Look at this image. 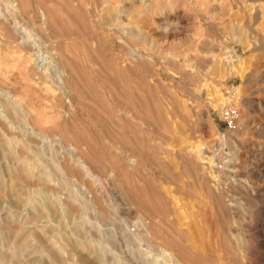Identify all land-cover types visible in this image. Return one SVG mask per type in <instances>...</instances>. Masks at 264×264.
<instances>
[{"label":"rangeland","instance_id":"1","mask_svg":"<svg viewBox=\"0 0 264 264\" xmlns=\"http://www.w3.org/2000/svg\"><path fill=\"white\" fill-rule=\"evenodd\" d=\"M41 1L52 4V40L80 94L65 109L68 97L52 100L43 82L13 67L10 51L0 52V86L31 103L46 133L33 139L23 105L0 95V117L14 133L0 131V264H175L159 245L184 264H264V0H104L102 12L91 0ZM33 53L44 66L46 53ZM224 103L238 110L234 130ZM77 146L96 182L64 172ZM231 157L239 187L213 179L229 178Z\"/></svg>","mask_w":264,"mask_h":264},{"label":"bare ground","instance_id":"2","mask_svg":"<svg viewBox=\"0 0 264 264\" xmlns=\"http://www.w3.org/2000/svg\"><path fill=\"white\" fill-rule=\"evenodd\" d=\"M33 1V0H32ZM81 1H85V0H81ZM88 1V0H87ZM92 3L94 4L93 7L95 6L97 9H98V12H102V9H103V1L104 0H91ZM106 1V0H105ZM47 2V1H46ZM63 2V1H62ZM36 3V2H35ZM67 3V1H66ZM70 2L68 1V4ZM75 3V2H74ZM198 4H200L201 6H209V7H212L213 5H210V1L209 0H197ZM106 5V4H105ZM104 5V6H105ZM82 6V5H80ZM86 6V5H85ZM63 7V6H62ZM77 7V6H76ZM163 7V6H162ZM66 8V7H64ZM83 8V6H82ZM119 8V7H118ZM90 9H94V8H91ZM147 9V8H146ZM145 9V10H146ZM67 10V9H65ZM91 10V11H92ZM95 10V9H94ZM159 10L158 7H154L152 10H151V14H155L157 11ZM160 12H164V10H160ZM214 12V11H213ZM146 13V12H145ZM165 13V12H164ZM217 12H214L213 14H216ZM118 14V13H117ZM141 14V13H140ZM96 15V14H95ZM84 16V15H83ZM74 17V16H73ZM87 18V17H86ZM101 18V17H100ZM69 21V19H68ZM88 21V20H86ZM96 21V20H95ZM152 21V20H151ZM52 22H53V7H52V4L51 3H42L41 0H38L37 1V4H34L32 3L30 0H0V52L3 51V48H6L7 51H10L8 52L7 54L10 53V58L12 59L13 61V67L14 68H21L26 74L28 75H32L34 78H37L39 81L43 82L45 85H46V91L49 95V98H51L52 100H65V97H68L69 98V102H68V105L67 103H64V107L66 109V107L68 109H71L72 110V106H73V103L74 101H76V98L79 96L80 93H77L76 91V87H77V82L79 79H77L78 77H76L75 73H74V70L68 66L67 64V57L66 55L60 51L59 47L55 44V42L52 40ZM55 22V21H54ZM70 23V21H69ZM97 23V22H96ZM122 23V22H121ZM118 22V24H121ZM75 26V25H74ZM122 26V25H120ZM127 26V25H126ZM67 26H65L66 28ZM167 27V26H166ZM140 29H142V27H139ZM137 29V28H136ZM144 29V28H143ZM55 30V29H54ZM53 30V31H54ZM147 31V30H146ZM55 33H56V30H55ZM55 36V34H54ZM57 36V35H56ZM55 36V37H56ZM138 46V45H136ZM35 48H40L41 50H43L45 53H46V57H47V62L44 66H39L37 65V62L36 60L34 59L35 57V54L33 53V51L35 50ZM138 50V49H137ZM71 53V52H69ZM6 54V52H5ZM140 56V55H138ZM163 56V55H162ZM8 57V56H7ZM43 57V56H42ZM98 57V56H97ZM142 57V56H141ZM9 58V57H8ZM140 58V57H139ZM219 58V57H218ZM217 58V59H218ZM3 59V58H2ZM147 59V58H146ZM11 61V60H10ZM9 61V62H10ZM40 61V60H39ZM221 61V60H220ZM242 61V60H241ZM240 61V62H241ZM168 62V61H167ZM218 63V62H217ZM242 63H244L242 61ZM3 64L2 60H0V75L1 76H4L5 73L2 72L1 70V65ZM219 64V63H218ZM9 65V64H8ZM102 65V64H101ZM104 65V64H103ZM3 66V65H2ZM79 68V66H76ZM105 67V66H104ZM11 69V68H10ZM103 69V68H102ZM106 69V68H105ZM108 69V68H107ZM54 70L57 72L58 76L56 75V77H59V81L60 83L56 86L55 83H53L54 81H56L54 78V81L52 82L53 84L49 83V79L51 78L52 79V74H51V71ZM113 70V69H112ZM84 71V70H83ZM107 71V70H106ZM105 72V71H104ZM85 73V72H84ZM112 73V72H111ZM83 74V73H82ZM105 74V73H104ZM103 74V75H104ZM7 75V74H6ZM80 75V74H79ZM84 75V74H83ZM55 77V76H54ZM108 77V76H107ZM109 78V77H108ZM112 78V77H111ZM50 79V80H51ZM87 79V78H86ZM81 81V80H80ZM79 81V82H80ZM114 81V79H113ZM84 83V82H83ZM114 84V83H113ZM79 85V84H78ZM118 85V84H117ZM82 87V86H81ZM0 95L4 98V97H7V98H4L5 100L6 99H10L11 101L14 102H18V103H21L23 106L22 109H24L23 112H25L26 114V119H28L31 124L33 125L32 126V129H33V132L32 134L34 136H31L32 138L34 137H37V136H40L43 135V131L42 129L40 128V119L36 113V110H34L32 107H31V103L28 102L27 100H25L24 98L22 97H19L18 94L14 93L13 91L11 90H6L4 88H2L0 86ZM82 89V88H81ZM102 90V89H101ZM242 90V88H241ZM60 91V92H58ZM80 91V90H79ZM82 92V91H80ZM85 92V91H84ZM240 92V91H239ZM242 93V92H241ZM84 94V93H83ZM82 94V95H83ZM116 94H117V91H116ZM81 97V96H80ZM101 97V96H100ZM119 97V96H118ZM237 97V96H236ZM1 98V97H0ZM120 99V98H119ZM9 100V101H10ZM107 100V99H106ZM223 100V99H222ZM231 100V99H230ZM8 100H6L7 102ZM78 101V99H77ZM80 101V100H79ZM234 101V100H233ZM223 102V101H222ZM4 103V102H3ZM130 103V102H129ZM127 103V104H129ZM177 103V102H176ZM213 103H215L217 106H218V101H213ZM5 104V103H4ZM8 104V103H7ZM225 104V103H224ZM15 105V104H14ZM131 105V103H130ZM222 105V104H221ZM104 106V105H103ZM85 107V106H84ZM105 107V106H104ZM103 107V108H104ZM179 107V106H178ZM132 108V107H131ZM61 109V108H60ZM15 110V109H14ZM122 110V109H121ZM12 111V110H11ZM100 111V110H99ZM3 112V111H1ZM13 112V111H12ZM65 111H62L61 110V113L64 114ZM72 112V111H71ZM67 113L69 114L70 111L67 110ZM67 114V115H68ZM208 114V113H207ZM103 115V114H102ZM113 115V114H112ZM105 116V115H104ZM66 117V116H65ZM119 117V116H118ZM207 118V117H206ZM7 119L6 117H0V131L2 133H7V134H14L12 133L13 130H11L9 128L10 125H8V122H7ZM62 119V118H61ZM110 119L112 120V118H109L108 121H110ZM183 119H188L187 117H183ZM48 121V120H47ZM63 121V120H62ZM119 122L121 120H118ZM243 121V120H242ZM11 122V120H10ZM113 121H111V124H114L112 123ZM185 122V121H184ZM188 123V122H187ZM62 124V123H61ZM64 124V123H63ZM62 124V125H63ZM133 124V123H132ZM161 124V122L159 123ZM191 124V123H190ZM48 125V124H47ZM66 125V124H65ZM108 125V124H107ZM192 125V124H191ZM55 126V125H54ZM113 126V125H112ZM115 126V124H114ZM193 126V125H192ZM69 127V126H68ZM76 127V126H74ZM122 127V126H121ZM14 128V127H13ZM18 128V127H17ZM119 128V127H118ZM49 129V127H48ZM117 129V128H116ZM16 130V129H15ZM55 130V129H54ZM111 131H113L112 129H110ZM119 130V129H118ZM123 131V129H120ZM45 131V130H44ZM23 132V131H22ZM21 132V133H22ZM46 132V131H45ZM58 132V131H57ZM70 132V131H69ZM66 128H64V138H60L58 139V141H60L61 143H66V139L65 137L68 135L69 133ZM124 132V131H123ZM19 133V132H17ZM16 133V134H17ZM114 133V132H113ZM165 133V132H164ZM46 134V133H45ZM44 134V135H45ZM107 134V133H106ZM112 134V133H111ZM18 135V134H17ZM43 135V136H44ZM61 135V133H60ZM71 135V133H70ZM115 135V134H113ZM133 135H134V132H133ZM166 135V134H165ZM165 135H163V137H166ZM63 136V135H61ZM109 136V135H108ZM111 136V135H110ZM116 136V135H115ZM170 136V135H169ZM45 137V136H44ZM69 137V135H68ZM33 138V139H34ZM70 138V137H69ZM74 138V137H73ZM118 140H119V136L117 137ZM169 138V137H168ZM171 138V137H170ZM113 140H115V138H112ZM57 141V139H55ZM71 140V139H69ZM121 140H123L121 138ZM130 140V139H129ZM134 141V139H133ZM115 142H117V140H115ZM122 142V141H121ZM119 143V142H117ZM120 145L122 143H119ZM166 144V143H165ZM82 145V144H80ZM60 146V145H59ZM73 146V145H72ZM123 146V144H122ZM193 148L196 150V152H200V153H205L202 152V145H200L199 143H193L192 144ZM224 146V145H223ZM66 147V146H65ZM125 147V145H124ZM131 147V146H130ZM134 147V146H133ZM75 148V147H74ZM191 148V147H190ZM128 149V147H127ZM136 149V148H134ZM208 149V148H207ZM206 149V150H207ZM75 150V149H74ZM131 150V149H130ZM167 150V149H166ZM169 150V149H168ZM190 150V149H188ZM192 150V149H191ZM103 151V150H102ZM126 151V150H125ZM129 151V150H128ZM184 151V150H183ZM184 152H187V151H184ZM183 152V153H184ZM189 152V151H188ZM76 153L77 155H75V158H71L70 160H66L63 164V170L64 172L67 174V176L69 175V177L72 179V178H75V174L79 173L81 170L82 172L84 171V174L87 176H89V178L91 177L94 182L95 179H97V177H95V173L93 172V168L92 166L94 165H90V161L91 159L89 160L88 157H86L81 151H80V148L77 146V149H76ZM127 153V152H126ZM125 153V154H126ZM129 153V152H128ZM140 153V152H139ZM138 153V154H139ZM161 153V151H160ZM210 153V152H209ZM23 154V152L21 153ZM101 154V153H100ZM121 154V153H120ZM174 154V153H173ZM73 155V154H72ZM128 155V154H127ZM133 155V154H131ZM199 155V154H198ZM203 155V154H201ZM211 155V154H210ZM212 155H213V152H212ZM105 156V155H104ZM110 156V155H109ZM186 156V155H185ZM221 156V155H220ZM71 157V156H70ZM74 157V155L72 156ZM119 157V156H118ZM189 157V156H188ZM199 157V156H198ZM110 158V157H109ZM121 158V157H120ZM135 158V157H134ZM156 158V157H155ZM181 157H179L180 159ZM183 158V157H182ZM201 158V157H200ZM203 158V156H202ZM204 158H208V162L207 164H209V167L210 169H214L217 172H219L217 169H215L213 167V162L211 161L212 159H214V157H204ZM66 159V158H64ZM189 159V158H188ZM220 159L219 157L217 158V160ZM117 160V159H116ZM128 160H129V163H131V165H135L134 162L137 160V159H133V156H130L128 155ZM201 160V159H200ZM224 160V159H223ZM241 160V159H240ZM60 161V160H59ZM123 161V160H122ZM183 161V160H182ZM188 161V160H187ZM226 161V160H225ZM92 162V161H91ZM118 162H121V161H118ZM137 162V161H136ZM135 162V163H136ZM191 162V161H190ZM212 162V163H211ZM227 162V161H226ZM60 163V162H59ZM62 163V162H61ZM241 163H244V162H241ZM92 164V163H91ZM107 164V162L105 163ZM187 164V162H186ZM192 164V163H191ZM222 164V163H221ZM224 164V162H223ZM227 164V163H226ZM114 165V164H113ZM123 165V164H122ZM240 163L239 161H237V158H234V157H231L230 159V162L228 163V165H226L227 167V174L228 172H231V173H236L237 169L236 167L239 166ZM62 166V165H61ZM60 166V167H61ZM140 167V165H139ZM167 167V166H166ZM225 167V166H224ZM223 167V169H224ZM102 168V167H101ZM121 168V166H120ZM172 168V167H171ZM169 168V169H171ZM184 168V167H183ZM208 168V169H209ZM225 168V169H226ZM105 169V168H104ZM114 169V171L116 170V168H112ZM205 169V167H204ZM239 169V168H238ZM241 169V168H240ZM120 170V169H119ZM125 170V168H124ZM136 170V169H135ZM184 170V169H183ZM242 170V169H241ZM105 171V170H104ZM170 171V170H169ZM186 171V170H185ZM183 171V172H185ZM188 171V170H187ZM194 171V170H193ZM207 171V170H206ZM223 171V170H222ZM225 171V170H224ZM239 171V170H238ZM96 172V171H95ZM111 172V171H110ZM136 172V171H135ZM191 172V171H190ZM203 172V171H202ZM208 172V171H207ZM210 172V171H209ZM208 172V173H209ZM123 173V174H122ZM121 174L124 176V172H122ZM127 173V171H126ZM171 173V172H169ZM186 173V172H185ZM199 173V172H198ZM197 173V174H198ZM112 174V173H111ZM190 174V173H189ZM189 174L187 176H189ZM237 174V173H236ZM78 175V174H77ZM129 175V173H128ZM127 175V176H128ZM137 175V174H136ZM176 175V174H175ZM214 175V174H213ZM126 176V177H127ZM179 176V174H177V177ZM197 176V175H196ZM202 176V175H201ZM99 177V175H98ZM173 177V176H171ZM228 179L227 177H225V179L221 178L220 175H217L216 177L214 176L213 179L214 181L216 180L217 181V184H219L221 186L223 182V180L226 182L228 181L227 183V186L229 187H239V185H243L242 183L245 182L243 180H237V179H232V175L228 174ZM130 178V177H128ZM136 178V177H135ZM180 178V177H179ZM197 178V182H198V177H195ZM76 179V178H75ZM108 179V178H107ZM110 179V177H109ZM132 179V178H131ZM134 179V178H133ZM122 180V179H121ZM125 180V179H124ZM129 180V179H127ZM127 183L128 184V182ZM135 180V179H134ZM172 180V178H171ZM175 181V180H174ZM173 181V182H174ZM180 181V180H179ZM77 182V181H76ZM88 182V180H87ZM110 182V181H108ZM136 182V181H135ZM177 183V182H176ZM179 183V182H178ZM181 183V181H180ZM213 183V182H212ZM248 183V182H247ZM117 184V183H116ZM122 184V183H121ZM182 184V183H181ZM200 184V183H199ZM206 184V182H205ZM79 185V184H78ZM85 185V184H84ZM107 185V184H106ZM176 185V184H175ZM216 185V184H215ZM82 186V183L81 185ZM86 186V185H85ZM92 186V185H91ZM90 186V187H91ZM95 186V185H94ZM132 186H135V185H132ZM181 186V185H180ZM195 186V185H194ZM83 187V186H82ZM102 188V187H101ZM134 188V187H133ZM141 188V187H140ZM174 188V187H173ZM217 188V187H216ZM221 188V187H220ZM227 188V187H226ZM246 188V187H244ZM92 189V191H91ZM97 189V188H96ZM113 189V188H112ZM111 189V190H112ZM136 189V188H135ZM144 189V188H143ZM188 189L190 190V188L188 187ZM235 189V188H234ZM247 189V188H246ZM85 190V189H84ZM87 190V189H86ZM85 190V191H86ZM100 190V189H99ZM137 190V189H136ZM176 190V189H175ZM179 190V189H178ZM221 190V189H220ZM227 190V189H226ZM253 190V189H252ZM89 191V190H88ZM180 191V190H179ZM188 191V190H187ZM201 191V190H200ZM93 192L94 193V187H91L90 188V193ZM96 192V191H95ZM102 192V191H101ZM109 192V191H108ZM191 192V191H190ZM197 192V191H196ZM217 192V191H216ZM226 192V191H225ZM259 192V191H258ZM87 193V192H86ZM99 193V192H98ZM105 193V192H104ZM194 193V192H193ZM223 193V192H222ZM227 193V192H226ZM229 193V192H228ZM196 194V193H195ZM94 195V194H93ZM103 195V194H102ZM128 195V194H127ZM92 196V195H91ZM90 196V197H91ZM194 196V195H193ZM71 196H69L68 198H70ZM94 197V196H93ZM121 197V196H120ZM149 197V196H148ZM220 197V196H219ZM174 198V197H173ZM95 203L97 202V204H101V206L103 207V202L101 203V199L99 200L98 197L95 195ZM180 199V197H179ZM246 199V198H245ZM73 200V199H71ZM139 200V199H138ZM155 200H158L155 198ZM175 200V199H174ZM217 200V198H216ZM146 201V200H145ZM144 201V202H145ZM178 201V200H176ZM75 202V201H74ZM140 202V201H139ZM148 202V206L149 202ZM70 203V202H69ZM78 203V206H79V202ZM76 203V205H77ZM179 203V202H178ZM178 203H176V205H178ZM126 205V203H125ZM167 205V204H166ZM172 205V203H171ZM96 206V205H95ZM147 205L145 207H148ZM152 206H153V203H152ZM112 207V205H111ZM134 207V206H133ZM151 207V206H150ZM178 207V206H177ZM77 208V207H76ZM154 208V206H153ZM80 209V208H79ZM135 209V208H133ZM102 210V209H101ZM76 211V210H75ZM79 211V210H78ZM154 211V210H153ZM134 212V211H133ZM76 213V212H75ZM129 213V212H128ZM165 214V213H164ZM172 214V213H171ZM147 215V214H146ZM131 216V215H130ZM172 216V215H171ZM175 215H173L174 217ZM106 217V216H105ZM134 218V217H133ZM141 218V217H140ZM210 219V217H209ZM177 220L179 221V219L177 218ZM221 220V219H220ZM142 222V221H141ZM140 222V223H141ZM132 224V223H131ZM180 224V223H179ZM225 224V223H224ZM137 225V224H136ZM146 225V224H145ZM227 225V224H226ZM147 226V225H146ZM137 227V226H136ZM134 231V233L137 232L136 228H133L132 229ZM142 235V234H141ZM128 237V236H127ZM163 237V236H162ZM135 238V237H134ZM138 238V237H137ZM136 238V239H137ZM164 249H166L167 251L169 252H172L171 254L174 256H169V257H173V258H176L174 261H175V264H184V261L182 260V257L180 256V254H178L177 252H175L172 248L168 247V246H165V245H159L158 247H162ZM225 246V245H224ZM162 248V250H164ZM161 248H160V251H162ZM172 250V251H170ZM166 251V252H167ZM163 253V252H162ZM182 254V253H181ZM186 254V253H185ZM167 256V254H164ZM169 255V254H168ZM171 258V259H173ZM173 263V262H172Z\"/></svg>","mask_w":264,"mask_h":264},{"label":"built area","instance_id":"3","mask_svg":"<svg viewBox=\"0 0 264 264\" xmlns=\"http://www.w3.org/2000/svg\"><path fill=\"white\" fill-rule=\"evenodd\" d=\"M230 105L231 104L229 103L223 104L220 107V111H221V115L226 124L227 129L234 130L236 128V123L239 119V113L236 108L230 107ZM221 144H222L221 142H218L216 146V149H215L216 156H215L214 162H216L217 158L220 157V155H222L223 150L221 149ZM214 168L216 169V167ZM228 174L233 176L235 173L228 172Z\"/></svg>","mask_w":264,"mask_h":264}]
</instances>
